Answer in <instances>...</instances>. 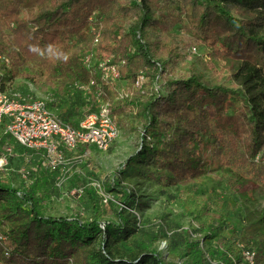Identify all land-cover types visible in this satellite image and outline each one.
I'll use <instances>...</instances> for the list:
<instances>
[{
	"label": "trees",
	"instance_id": "16d2710c",
	"mask_svg": "<svg viewBox=\"0 0 264 264\" xmlns=\"http://www.w3.org/2000/svg\"><path fill=\"white\" fill-rule=\"evenodd\" d=\"M169 5L173 14L160 18ZM182 43L206 49L211 68L226 72L232 86L197 73L169 78ZM89 51L97 58L90 69L84 64ZM0 57L15 72L26 65L40 69L27 77L41 88L89 85L96 106L105 100L115 118L135 113L144 131L141 149L104 187L122 194L118 223L103 221L104 198L96 189L86 191L91 218L56 217L46 213L47 175L18 187L0 180V264H166L156 238L144 233L140 239L125 216L141 205L122 185L135 176L177 187L223 169L235 193L250 182L264 188V0H0ZM102 60L118 66L127 95L120 97L116 84L103 78ZM217 61L224 62L220 69ZM160 81L166 94H150L148 87ZM3 128L0 144L8 152L13 139ZM206 150L215 160L203 158ZM217 229L211 225L203 243L218 238L219 246L206 253L187 240L186 264H247L241 244L264 264L262 252L235 230L225 238Z\"/></svg>",
	"mask_w": 264,
	"mask_h": 264
},
{
	"label": "rangeland",
	"instance_id": "374dc122",
	"mask_svg": "<svg viewBox=\"0 0 264 264\" xmlns=\"http://www.w3.org/2000/svg\"><path fill=\"white\" fill-rule=\"evenodd\" d=\"M161 9L163 13L159 16L165 18V12L172 13L174 7L169 5ZM176 32L181 34L177 27ZM183 44L176 50L180 55L172 57L169 78L197 73L213 84L232 86L226 72L216 73L211 68L206 49L194 46L188 50ZM216 65L220 69L224 62L217 61ZM10 70V60L0 57V78L5 86L18 91L28 100L43 99L48 108L67 123L78 125L85 115L96 108V100H91L93 96L89 85L68 81L63 91L41 88L27 77L40 69L26 65L18 72L12 70V74ZM7 72L12 79L9 75L7 78ZM114 84L120 97L128 93L125 81L120 79ZM147 91L154 95L160 92L166 94L161 81L149 86ZM116 123L119 136L106 151L94 146H87L85 150H65L63 161L55 166L47 162L41 150L24 148L13 140L11 151L4 152L5 148L0 144V180L4 183L13 180L18 187L22 181L30 185L37 178L47 175L50 199L46 213L56 217L78 213L83 218H91L93 208L86 191L96 189L104 198L100 205L103 221L118 223L117 211L122 194L117 190L105 191L104 187L112 185L120 165L141 149L144 131L141 119L133 112L117 117ZM1 136L2 130L0 140ZM203 158L210 162L215 160L209 150ZM255 161L260 162V157H256ZM227 174L221 169L196 182L177 187H165L156 179L129 178L122 185L139 195L137 199L141 205L127 210L125 216L137 229L140 239L144 233L156 238L154 247L166 264H186L188 259L181 258V255L187 240L198 242L204 253L219 246L218 238L211 245L203 243L211 225L218 228L219 237L228 238L229 233L235 230L237 237L244 238L264 255V188L250 182L251 188L235 193L230 188ZM163 243L165 248H161ZM240 247L245 248L242 244ZM257 259L256 254V264Z\"/></svg>",
	"mask_w": 264,
	"mask_h": 264
},
{
	"label": "built area",
	"instance_id": "2783aa9c",
	"mask_svg": "<svg viewBox=\"0 0 264 264\" xmlns=\"http://www.w3.org/2000/svg\"><path fill=\"white\" fill-rule=\"evenodd\" d=\"M95 62L97 58L94 52L89 51L84 58L85 66L90 69ZM98 67L109 83L114 84L120 80L117 65L102 60ZM143 81L141 76L137 85ZM4 84L0 78V129L4 126V133L20 146L43 151L44 158L53 166L63 161L65 150H78L85 145L106 151L119 136L116 118L111 114L109 103L103 99L78 125L73 126L57 117L43 99L28 100ZM8 151L11 149L8 148ZM165 247L163 243L161 248ZM242 249L246 263L256 264L254 250Z\"/></svg>",
	"mask_w": 264,
	"mask_h": 264
}]
</instances>
